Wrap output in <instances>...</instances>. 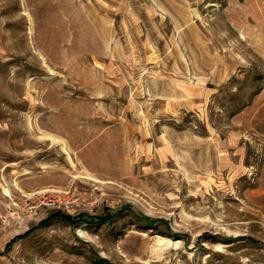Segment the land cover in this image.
<instances>
[{
  "label": "rangeland",
  "instance_id": "obj_1",
  "mask_svg": "<svg viewBox=\"0 0 264 264\" xmlns=\"http://www.w3.org/2000/svg\"><path fill=\"white\" fill-rule=\"evenodd\" d=\"M0 182V264H264V0H0Z\"/></svg>",
  "mask_w": 264,
  "mask_h": 264
},
{
  "label": "built area",
  "instance_id": "obj_2",
  "mask_svg": "<svg viewBox=\"0 0 264 264\" xmlns=\"http://www.w3.org/2000/svg\"><path fill=\"white\" fill-rule=\"evenodd\" d=\"M62 202L63 201L60 197H57L56 199L47 197H40L37 199V197H35L32 198V200H26L24 203L11 202L7 206L8 216L16 219L18 222H24L26 217L32 216L40 207L58 206L60 208L59 204H62Z\"/></svg>",
  "mask_w": 264,
  "mask_h": 264
},
{
  "label": "crops",
  "instance_id": "obj_3",
  "mask_svg": "<svg viewBox=\"0 0 264 264\" xmlns=\"http://www.w3.org/2000/svg\"><path fill=\"white\" fill-rule=\"evenodd\" d=\"M3 188V185L1 184L0 182V189ZM2 192H4V195L6 196H9V192L8 190H6L5 188L2 189ZM5 207L4 206H1L0 205V221L3 222L1 220V217L5 214ZM9 221L11 222V225L9 227H7L6 229L3 228V226H1L2 223H0V233L2 232L1 229L4 230V232L6 233V231H11L13 230L14 232H16L18 229H16L17 227L18 228H23L22 226V223H19L16 219L12 218L9 219ZM27 232V231H26ZM26 232L22 233V235H15L13 237H11L8 241H5L4 243L0 244V260L4 259L6 257V255H8L10 253V251L12 250V248L14 247V245L16 243H18L19 241L21 240H17L16 242H14L13 244L12 241L20 236H23Z\"/></svg>",
  "mask_w": 264,
  "mask_h": 264
},
{
  "label": "trees",
  "instance_id": "obj_4",
  "mask_svg": "<svg viewBox=\"0 0 264 264\" xmlns=\"http://www.w3.org/2000/svg\"><path fill=\"white\" fill-rule=\"evenodd\" d=\"M105 217V216H104ZM68 218V217H67ZM66 219V217H62V219L60 218V220L61 221H63V220H65ZM99 219V218H98ZM55 220V215L53 216H50L48 219H46L45 221H43L42 223H41V226H43V225H48L51 221H54ZM97 220V219H96ZM88 221V220H87ZM101 219L100 220H97L96 222L97 223H101ZM66 224V223H65ZM36 228H37V226L36 227H34V228H32V229H30V230H28L23 236H20V237H18V238H16V239H14L13 241H12V243L11 244H13L14 242H16L17 240H23V239H25V238H27L28 237V235L29 234H31L33 231H35L36 230Z\"/></svg>",
  "mask_w": 264,
  "mask_h": 264
}]
</instances>
